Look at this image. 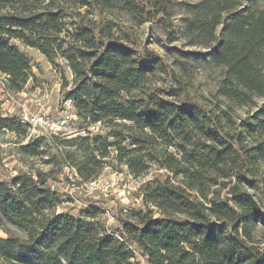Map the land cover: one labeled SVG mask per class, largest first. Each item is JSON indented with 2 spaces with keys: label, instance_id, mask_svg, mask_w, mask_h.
I'll return each mask as SVG.
<instances>
[{
  "label": "trees",
  "instance_id": "trees-1",
  "mask_svg": "<svg viewBox=\"0 0 264 264\" xmlns=\"http://www.w3.org/2000/svg\"><path fill=\"white\" fill-rule=\"evenodd\" d=\"M56 1L0 0V72L8 88L21 91L32 66L11 39L52 59L47 38L64 28ZM58 2L100 12L124 9L138 24L180 14L189 43L207 47L203 58L223 70L220 92L229 103H179L152 86L157 71L178 82L184 62L199 53L180 50L166 62L130 45V34H117L112 20L93 26L78 17L73 40L64 50L58 45L74 74L64 100L74 102L86 126L104 123L113 139L61 140L70 147L63 150L65 163L90 182L113 148L137 176L155 160L173 177L145 182L143 208L109 231L98 219L103 207L91 205L80 215L57 212L63 200L48 184L49 173L0 176V264H138L133 246L141 248L147 264H264V241L257 237L264 231V103L252 116L251 131L237 130L226 107L264 97V0ZM24 125L0 111V141L7 131L21 133ZM43 142L30 139L21 149L39 155Z\"/></svg>",
  "mask_w": 264,
  "mask_h": 264
},
{
  "label": "rangeland",
  "instance_id": "rangeland-1",
  "mask_svg": "<svg viewBox=\"0 0 264 264\" xmlns=\"http://www.w3.org/2000/svg\"><path fill=\"white\" fill-rule=\"evenodd\" d=\"M136 1L143 4L145 0ZM35 6L33 9L41 7V5ZM60 9H62L60 19L64 22L63 31L47 38L49 41L47 47L51 50L52 59H49L37 47L28 46L19 39H11L13 44L31 58L32 66L28 82L21 91L8 88L7 76L0 72V111L5 116H16L19 119L27 114L30 118L33 115H43L47 120L37 124L26 123L21 133L7 131L2 135L0 176L11 179L20 171L47 172L50 174L48 184L58 191L63 200L57 207V212L80 215L91 205L103 207L108 209L115 219L109 221L106 213L99 214L98 219L101 224L110 229H119L123 219L133 217L136 211L143 208L142 185L155 177L165 178L168 174L173 177V174L160 168L157 161L152 160L137 176L125 163L116 159V152L112 148L110 156L105 158L104 168L98 177L90 182H83L79 176H75L74 169L64 161L63 150L70 147L64 146L61 140L79 135H103L110 140L113 136L109 135L110 131L104 123H92L86 126L75 109L66 106L64 94L73 89L74 74L64 56V51H61L58 45L63 43V50L67 47L68 41L73 40L74 25L78 23V17H84L86 23H95L93 26L112 20L111 24L117 34L126 32L130 34V45L144 55L159 56L166 62L177 59L180 50L195 51L199 53L198 56L187 58L183 64L182 73L178 75V82H175L170 74L162 71H157L152 78L154 88L159 89V92L163 93L167 99L179 103L193 101L208 107H212L219 99L222 100V105L229 103L220 92L223 70L203 58L202 54L208 51L207 47L189 43L187 35L183 34L180 14L165 19L163 23L147 20L138 24L137 21H130L131 16L126 10L120 8L100 12L96 8L62 4L57 0L55 11ZM39 11L42 9L40 8ZM49 33L42 30V35L47 36ZM169 89H174L176 94L167 95L166 91ZM263 103L264 97H256L251 105L226 106L232 113L233 126L237 127V130L251 131L252 116ZM57 124L61 128L55 131ZM42 138L44 139L41 148L44 150L43 153L29 156L21 149V146L30 139ZM126 144L123 143V145ZM71 149L76 150L77 146ZM123 190L126 197L120 194ZM225 193L226 191L223 195ZM150 208L154 210L156 216L159 215L157 208L151 205ZM257 237L259 241H264V231ZM260 247L264 248V242ZM133 248L138 264H147L141 248L138 246Z\"/></svg>",
  "mask_w": 264,
  "mask_h": 264
},
{
  "label": "built area",
  "instance_id": "built-area-1",
  "mask_svg": "<svg viewBox=\"0 0 264 264\" xmlns=\"http://www.w3.org/2000/svg\"><path fill=\"white\" fill-rule=\"evenodd\" d=\"M65 104H66V106L69 107V108H74V102H73L72 100H66V101H65ZM71 115H73V114H71ZM20 119H21L22 122H24V123H30V124H31V123H32V124H37V123H39V122H46V120H47L46 117H44L43 115H38V116L33 115V116L30 118L27 114L22 115ZM53 128H54V127H53ZM59 128H61V126H59V125L57 124V125H55L54 130L56 131V129H59ZM73 169H74V168H73ZM74 172H75V176L78 177V174H77V172L75 171V169H74ZM120 194L123 195V197H126V196H125V193H124V190H123L122 192H120ZM104 210H105L104 212L106 213V215H107L109 221H113V220L115 219L114 215H112V213H111L108 209H104ZM106 227H107V226H106ZM107 229H108L109 231H111L110 228L107 227Z\"/></svg>",
  "mask_w": 264,
  "mask_h": 264
}]
</instances>
